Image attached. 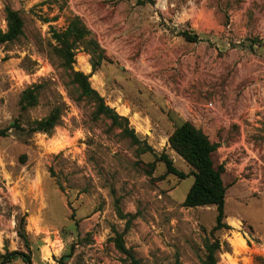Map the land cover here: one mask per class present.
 <instances>
[{"label": "rangeland", "instance_id": "rangeland-1", "mask_svg": "<svg viewBox=\"0 0 264 264\" xmlns=\"http://www.w3.org/2000/svg\"><path fill=\"white\" fill-rule=\"evenodd\" d=\"M8 7L25 33L0 44V127L22 126L0 138V264H205L217 239L219 264H264V0H0L4 30ZM75 17L107 59L93 71L80 46L74 69L142 144L96 117L63 66L53 32ZM55 107L52 132L29 130ZM184 121L217 145L229 228L216 205L183 203L197 169L170 137Z\"/></svg>", "mask_w": 264, "mask_h": 264}, {"label": "trees", "instance_id": "trees-1", "mask_svg": "<svg viewBox=\"0 0 264 264\" xmlns=\"http://www.w3.org/2000/svg\"><path fill=\"white\" fill-rule=\"evenodd\" d=\"M142 1L143 3L146 2V0ZM6 20L7 29L0 28V44L15 41L25 33V20L19 10L8 7L6 9ZM53 33V37L57 42L55 50L61 56L63 66L69 71L72 81L77 87L79 96L82 99L90 100L94 104V115L98 118L103 117L108 119L113 125L122 128L123 134L129 137L135 144H142L134 128L129 126V119L126 116L120 115L106 103L104 97L91 86L88 74L74 69L76 49L80 46H83L92 55L91 64L93 71L97 70L103 61L107 59L105 51L101 48L99 42L84 21L80 17H75L66 30H54ZM180 34L191 42L201 40L200 35L195 32L184 30ZM36 102V91L33 89L26 90L21 100L22 108L27 109V107L34 105ZM61 116L62 109L55 107L48 116L35 121V124L29 130L50 133L58 125ZM12 127L21 128L22 126L16 122L11 124L10 127H0V138L8 136L9 130ZM170 143L179 154L197 169L192 173L195 179L185 197L184 205L188 207L216 205L218 209V223L215 229L222 227L229 228L230 226L223 222L227 192V186L222 177L223 168H217L212 158V153L216 150L217 145L211 142L208 135L197 128L191 121H184L176 127L170 137ZM147 149H151V147L146 145L144 150L146 151ZM162 157L166 162L169 173H174L181 178L189 176L179 170L168 156L164 155ZM220 245L219 239L213 242L209 241L206 247L205 264H219L216 252L221 247ZM17 256L22 257L26 264H33L31 255L25 252H10L5 255V259L9 262ZM64 257H67V255ZM61 261H63V258Z\"/></svg>", "mask_w": 264, "mask_h": 264}, {"label": "built area", "instance_id": "built-area-1", "mask_svg": "<svg viewBox=\"0 0 264 264\" xmlns=\"http://www.w3.org/2000/svg\"><path fill=\"white\" fill-rule=\"evenodd\" d=\"M210 105H212V103L210 102Z\"/></svg>", "mask_w": 264, "mask_h": 264}]
</instances>
